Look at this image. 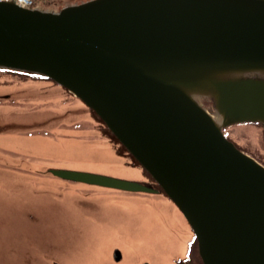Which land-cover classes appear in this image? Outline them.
<instances>
[{"label": "water", "instance_id": "water-1", "mask_svg": "<svg viewBox=\"0 0 264 264\" xmlns=\"http://www.w3.org/2000/svg\"><path fill=\"white\" fill-rule=\"evenodd\" d=\"M0 70L48 78L93 110L190 225L203 264H264V165L223 131L264 126V0H88L58 12L0 0Z\"/></svg>", "mask_w": 264, "mask_h": 264}, {"label": "rangeland", "instance_id": "rangeland-1", "mask_svg": "<svg viewBox=\"0 0 264 264\" xmlns=\"http://www.w3.org/2000/svg\"><path fill=\"white\" fill-rule=\"evenodd\" d=\"M40 3L58 12L79 0ZM63 91L37 78L0 75V264H115V249L123 253L121 264L186 256L191 230L162 193L48 173L57 168L142 180L97 118L72 95L64 99ZM233 133L261 155L259 128L242 124ZM25 156L30 162L20 166Z\"/></svg>", "mask_w": 264, "mask_h": 264}, {"label": "flooded vegetation", "instance_id": "flooded-vegetation-1", "mask_svg": "<svg viewBox=\"0 0 264 264\" xmlns=\"http://www.w3.org/2000/svg\"><path fill=\"white\" fill-rule=\"evenodd\" d=\"M4 74H11L14 76H18L20 78H35V77L28 76V75L20 74V73L0 72V75H4ZM46 82H49L54 87V84H55L54 82H52L50 80L46 81ZM62 90H64V89L61 88V91ZM67 94H69V92H67L65 90V98L64 99L69 100V96H67ZM242 124H249L250 126H254V127L259 128L261 130V132H262L261 155L257 154L255 150H252L250 148V146L247 145V143L241 142L240 139L234 135L233 129H235V127H238L239 125H242ZM102 127H103V125H102ZM224 132H225L226 137L229 140H231L239 149H241L245 153L251 155L252 157L257 159L260 163H262L264 165V126L263 125H261L259 123H252V122L233 124V125H229V126L225 127ZM107 133L110 135V138L113 139L118 144V146L122 150V152L128 156V154L126 153L127 151H125V149L122 146H120V144L117 142V140L114 138V136L111 135L109 132H107ZM132 163L134 165L136 164L134 159H133ZM139 173H140L142 181L154 184L157 187V184L153 181L152 178H150V176L148 174H146L145 172H142V171H139ZM176 262H177V264H203L201 257L199 255L198 243H197V240L195 238L192 239V241L190 243V249L187 252L186 256L180 257L178 260H176Z\"/></svg>", "mask_w": 264, "mask_h": 264}, {"label": "built area", "instance_id": "built-area-1", "mask_svg": "<svg viewBox=\"0 0 264 264\" xmlns=\"http://www.w3.org/2000/svg\"><path fill=\"white\" fill-rule=\"evenodd\" d=\"M42 0H16L17 4L24 8L38 7Z\"/></svg>", "mask_w": 264, "mask_h": 264}, {"label": "trees", "instance_id": "trees-1", "mask_svg": "<svg viewBox=\"0 0 264 264\" xmlns=\"http://www.w3.org/2000/svg\"><path fill=\"white\" fill-rule=\"evenodd\" d=\"M84 1H87V0H79V3L84 2Z\"/></svg>", "mask_w": 264, "mask_h": 264}, {"label": "bare ground", "instance_id": "bare-ground-1", "mask_svg": "<svg viewBox=\"0 0 264 264\" xmlns=\"http://www.w3.org/2000/svg\"><path fill=\"white\" fill-rule=\"evenodd\" d=\"M55 12V11H54Z\"/></svg>", "mask_w": 264, "mask_h": 264}]
</instances>
